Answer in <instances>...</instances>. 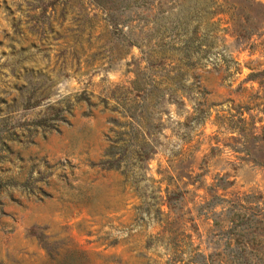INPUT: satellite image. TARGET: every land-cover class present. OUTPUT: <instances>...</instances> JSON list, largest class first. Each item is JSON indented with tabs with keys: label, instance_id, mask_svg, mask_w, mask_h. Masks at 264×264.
I'll list each match as a JSON object with an SVG mask.
<instances>
[{
	"label": "rangeland",
	"instance_id": "374dc122",
	"mask_svg": "<svg viewBox=\"0 0 264 264\" xmlns=\"http://www.w3.org/2000/svg\"><path fill=\"white\" fill-rule=\"evenodd\" d=\"M157 1L137 0V8L125 10L121 32L93 0H69L64 14L56 7L51 31L40 33L29 20L28 0H0V97L9 90L3 63L13 55L56 77L41 105L14 112L20 121L47 101L82 90L106 96L129 86L137 70L168 92L184 85V92L166 93L156 104L151 95L138 97L132 118L100 109L84 115L80 103L58 131L13 143L14 154L0 166L7 181L0 188V264H203L201 257L190 262L182 230L193 248L211 254L208 264H218L217 253L228 249V218L245 211L246 194L264 199V0H217L211 34L201 35L208 27L202 22L186 66L183 38L171 28L182 15L160 0L169 12L162 17ZM245 13L254 20L245 23ZM158 21L169 27L161 45L153 29ZM251 23L254 34L239 35V24ZM146 55L154 65L147 66ZM251 73L260 74L251 79ZM121 131L151 149L125 170L124 164L105 168L101 161ZM223 179L231 182L215 186ZM167 189L187 191L172 239L157 212L158 204L167 211Z\"/></svg>",
	"mask_w": 264,
	"mask_h": 264
},
{
	"label": "trees",
	"instance_id": "16d2710c",
	"mask_svg": "<svg viewBox=\"0 0 264 264\" xmlns=\"http://www.w3.org/2000/svg\"><path fill=\"white\" fill-rule=\"evenodd\" d=\"M28 0L29 8L28 13L29 20H33V27L40 28V33L44 30L51 31V16L55 15L56 7L60 5V15L64 14L67 10L66 5L69 0ZM99 5L105 12L107 21L113 29H118L120 24H123L125 20L129 18L122 17L123 12L127 9L137 8L139 3L137 0H93ZM252 5L255 2L251 0H242ZM163 3H167L164 0ZM166 8L169 10L177 6L178 19L172 29L176 30V34L182 37L183 43V55L185 56L186 66L190 59L188 55H192L193 43L196 41V33L200 29L201 23L207 24L208 27H204L201 35L211 34L209 22L212 16L219 10L220 5L217 0H169ZM259 4V3H258ZM230 8H234L233 4L229 5ZM157 9L162 14V17L168 16L169 12L165 8H161V1H157ZM247 14V13H245ZM156 19V15L154 16ZM191 17L198 18L191 21ZM125 18V19H122ZM251 15L247 14L243 17L244 22H251L253 19ZM190 19V20H189ZM32 22V21H31ZM192 25V30H189V26ZM243 27L242 33L239 35L243 37H249L254 34L255 25L253 23L249 25L239 24ZM154 31L157 33V39L159 44L165 40V35L169 29L166 27L164 21H158L153 26ZM122 32V28L118 29ZM38 32V31H36ZM19 35V31L15 32ZM42 36V34H41ZM128 42L138 44L132 39H127ZM201 44V42H198ZM161 45V44H160ZM164 54V53H161ZM22 55H13L10 59H7L3 65L9 68V80L6 87L9 89L5 92L4 97H0V166L2 163L14 154L13 143H33L34 136L36 134L45 135L52 131H58L60 125L69 123V116L72 115L73 108L78 104L84 105V115H89L92 110H109V112H121V116L126 118L134 117L135 101L142 98L146 100L151 95V102L156 104L161 97L166 93L169 95L174 93L184 92V85L178 83L179 88L172 91L168 89H159L156 83H148L143 79L142 71H135V77L130 81L129 86H115L109 89L106 96L95 95L91 91L82 90L76 92L71 96L62 97L54 102L47 101L43 108L33 118H25L22 121L14 117V112L21 109L22 111L33 110L42 104L49 96V89L52 86L55 75L49 76L47 73H42L41 70L35 69L39 66H32L35 64V60L29 59ZM147 66L154 65L155 61L150 55L145 56ZM31 62V63H29ZM54 68V66H53ZM62 71H65V64L60 66ZM53 72V71H52ZM182 74V73H181ZM260 73H251V79L258 78ZM179 78L178 75H174L172 79ZM180 90V91H179ZM13 92V95H11ZM6 95L8 97H6ZM111 100L112 102H109ZM111 123H116L117 118L110 117ZM147 127H150V123H146ZM122 125H118L120 127ZM130 127V126H129ZM150 129V128H149ZM151 134L153 131H150ZM129 137L126 135V131H121L116 135L115 140L108 146L105 153V159L101 161V165L105 168L119 169L123 165V170L128 165L134 166L143 159H145L151 149L149 143L145 141L136 140L130 132L127 131ZM224 180V179H223ZM7 181H3L0 177V188ZM225 183H215V186H219L224 189L225 184H229L228 180H224ZM186 190H166L165 202L167 211L164 212L160 209L158 204L157 212L160 214L159 222L165 223L163 232L167 234L169 239L171 235L175 233L173 224L176 222V211L183 208L181 205L184 199V193ZM219 199L221 197L215 195ZM179 202V203H178ZM211 201H207L209 204ZM243 202L248 204L245 206V211L240 213H233L232 217L228 218V224L224 230L227 234L224 243L225 252H219L223 259H220L218 264H264V199L262 195L246 194L243 197ZM199 205L198 208H200ZM178 212V211H177ZM163 218V219H162ZM189 219V218H188ZM191 220V219H189ZM230 221V224H229ZM181 236L186 240L187 244L190 241V249L187 250L188 257L191 263H196L198 258H204L203 264H208V257L211 254L205 255L199 252L196 248L192 247L191 235L182 230ZM177 251V250H176ZM175 251V252H176ZM205 260V261H204ZM205 262V263H204ZM214 264V263H213Z\"/></svg>",
	"mask_w": 264,
	"mask_h": 264
}]
</instances>
